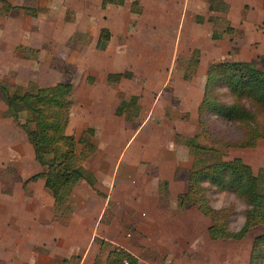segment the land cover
Wrapping results in <instances>:
<instances>
[{"label": "crops", "instance_id": "1", "mask_svg": "<svg viewBox=\"0 0 264 264\" xmlns=\"http://www.w3.org/2000/svg\"><path fill=\"white\" fill-rule=\"evenodd\" d=\"M128 1L129 7L127 6V17L126 14L119 18L114 17V15L111 17L110 15L104 14L101 18V25L98 31H94L96 42L98 41L101 28L108 29L110 33V38L106 42V45H104L105 47L100 49L103 54L107 53L106 57L110 60L107 62L109 68L105 74L104 80L110 84L117 85H120L123 80H128L130 83H133V81H135L133 79L137 77L136 73L138 71L135 64L133 62L126 64L125 61L122 63L117 61H119V58L125 60L126 57L124 56L129 53L126 52L128 50H131L132 53L135 54L138 52L136 48H127V46H129L128 37H133L135 33H142L146 35L145 39H148L158 32L157 29H159L157 36H160V31H162L161 35L163 38L172 37V35L171 37L166 36L165 32H169L170 34L174 33L175 41L178 34L181 35L185 29L186 38L188 40L192 38L193 46L196 47L193 51L197 49L199 54H201L196 72L189 80L184 79L182 73L180 81L175 85L176 88L174 89L178 97L175 96V99L174 97L172 98L169 91L171 89H167L166 87L173 75V61L175 60L178 47L175 52L174 41L169 52L165 50L162 51V54L167 56L168 62L165 65H160V68L156 70L154 65L156 52L153 51L155 50L154 47L150 46L147 41L146 47H150L152 50H147L146 55V81L144 86L140 87L141 93L135 91L129 96L130 98L132 96L137 97L134 113L132 114L133 116L131 119H127L125 114L116 113V108L122 103L119 101L113 108L110 118L112 120L108 122V124L118 123V125L120 124V122H118L120 120L126 124L130 122L131 125L126 126L127 129L129 128V137L123 142H106V144H103L101 151H107V153L98 155V158L95 160L97 161V165H95L94 162L92 164L89 163L95 151L83 162L82 165L84 168L90 170L95 175L96 183L94 187H91L84 180H80L74 186L70 194V199L72 198L71 196L74 189L77 188L78 185H81L84 187L85 191V194L82 193L81 198L85 202L78 206L80 209L79 214H76L75 218L69 220L65 225L59 223L54 218L53 198L44 188V179L38 178L35 181L24 182L31 175L43 171L44 166L36 160V156L34 155L31 145L27 141L24 131L20 127L15 128L16 126L10 128V125H15V123L11 122V118V120L9 117L4 118L0 114V136L5 132L3 125L8 126L10 129L8 134L11 135L13 131L16 136L17 134L20 135L18 129H21L20 131L23 136L21 137L22 142L20 143L24 141V148H26V150L24 149L25 154L21 153L23 149L19 147V141L15 137H12L10 145L11 150H13L12 153H14L12 157L14 159L9 158L8 160H0V164L4 163L6 165L11 163L10 166L15 167L16 165L20 168L23 167L18 170L20 174L19 179L23 181L22 186L30 191L29 193H25V191L0 193V264H95L96 252L98 253L100 250V245L97 244V251H91L92 247L95 245V237L123 247L137 257L139 264H153L149 256L146 255L144 257V255H142L144 251L151 252V250H157L159 246H180L187 242L188 238L193 240L195 232L198 231L197 225L199 222L207 223L203 233V239L212 242L231 241L210 239L207 231L211 223L210 219L208 217L206 219V216L194 206H188L184 209H180L177 206L176 200L178 194L186 190L185 177H180L178 170L181 167L189 168L192 164V158L190 159L191 156L185 146L174 142V134L179 133L186 136H193L199 133L197 107L202 98L206 72L211 63L220 60L248 61L250 59L245 60L241 57L243 54L242 49L240 50V57L239 54H230L228 51L230 48L228 39H232L231 36L216 40L211 39L212 24L207 21L208 16L211 14L208 11L210 0H138V3L142 6L146 4L151 6L156 14L155 18L146 19V24L143 26L140 16L144 11L132 10V2L134 0H125L124 4L121 6L107 5L105 9H109V7L121 9V7H125ZM147 1L150 3H147ZM198 1H200L202 7L205 8L203 13H201L199 9L192 8V4L194 7L200 4ZM224 1L229 5V11L226 17L230 20V25L233 28H243L244 25L250 23L249 19L251 17L244 16L243 18H239L237 21L238 23L235 24L231 17L233 8L237 6L232 0ZM263 2L264 1H261L260 4H258L261 9L264 8ZM12 4L22 5L18 2H13ZM99 4L101 7V0H99ZM245 5L241 4V7L238 8H244ZM161 8L163 11H159ZM249 10L252 9L249 8ZM160 12H162V14L174 13L173 23L170 24L168 19L165 20V18H163V22H161L162 19L160 20L161 17L159 18ZM129 20H132L133 23L129 24ZM259 21L262 24L264 23V10L262 18H260ZM92 30H89V32H92ZM200 31L202 37H206L205 41L207 40L210 42L209 44L211 47L205 50L206 53L203 51V46L201 47L194 44L196 39L199 38ZM259 31L262 32L264 30L260 29ZM189 32L191 34H189ZM115 38L120 39V41L117 43L118 45L112 47ZM257 41L259 43L252 47L254 50H259L256 54L264 55V34L259 33ZM244 44L245 42L243 40V45ZM220 53H224L225 56L217 57ZM118 65H125L128 69L122 70V68L117 67ZM149 66L151 67L150 69ZM142 69L144 70L143 67ZM184 69L185 67L183 71ZM126 71L131 73L129 78H121L116 82H111L107 79L109 73H124ZM154 74L157 76L156 82H152L150 79V76L154 78ZM68 82L72 84L73 104L70 109L69 120L65 131L67 134H74L76 137H79L83 130L92 128L94 130V136L91 141L96 150L95 136L96 127L98 126H83L79 134L68 132L73 122V107L75 106V84L72 81ZM165 95H169L168 98H166ZM173 99L175 102H172ZM141 100L147 103L145 110L144 105H141V103H143ZM182 112H186L187 114L183 115ZM139 116L144 118V121L138 122ZM97 117L100 118L97 123L98 125L99 122L107 118L108 115L105 116L100 113ZM181 117H183V119H181ZM155 119L162 120L163 127L167 126V123L169 124L171 130L170 142L176 145L175 150H169V143H159L148 146V144L141 145L138 142L137 137L147 132V127L150 129V127L158 126L154 121ZM106 122L107 120H104L103 129ZM125 123L121 124V126L123 125L122 128L125 127ZM151 132L154 134L155 130H150V133ZM156 132H160V130L157 129ZM164 132H167L165 128ZM185 149L187 150L186 153ZM127 153L129 154L126 155ZM23 156L28 157L30 164L34 162V160L37 162L36 167L33 164L32 166L30 165L32 168L36 169L28 176H25L23 173L25 169H29L27 164L23 166V161H25ZM184 156L189 166H185V164L183 165L180 162L182 161L180 157L183 158ZM120 167L122 168L121 174L119 175L121 179H118ZM147 167H158L157 172L149 175L147 174ZM95 168H97V170H95ZM132 168L138 170L140 174L136 175V173L132 172ZM160 180L168 182V206L163 203H158V182ZM16 184L18 183L16 182ZM98 185L100 187H98ZM147 185L150 187L149 189H147ZM94 189H96V191L98 189L100 194H96ZM128 196L130 202L132 201L129 204L132 211H136V214L142 216L141 221L146 222L145 227L138 225L131 227V229L137 233H141V231L144 230L150 232V234L146 233L148 238H141L136 246H128L124 242L123 235L117 238L118 242H114L98 233L99 230L102 229L100 226H106V224H108L107 221L105 222L106 224L103 223L102 218L109 203L114 204L116 201H120ZM11 200H14L16 204L15 207ZM8 204H10L11 209H9ZM199 212L203 216H201ZM114 220L115 218L110 219V224H113ZM73 221H77L76 224H73ZM156 233L157 236L153 237L152 234ZM127 236H130V234L128 233ZM139 245H142L140 247L142 250L138 249ZM19 248L22 249L20 250ZM76 254L78 257L75 261H72L71 258L76 256ZM105 256L102 258V261L98 260L99 264H104ZM55 257H59L58 259H60V262H55ZM237 264H239V262Z\"/></svg>", "mask_w": 264, "mask_h": 264}, {"label": "rangeland", "instance_id": "2", "mask_svg": "<svg viewBox=\"0 0 264 264\" xmlns=\"http://www.w3.org/2000/svg\"><path fill=\"white\" fill-rule=\"evenodd\" d=\"M232 1L237 6L233 8L231 17L235 24L238 23L237 21L239 18H243L244 16H249L251 18L249 19L250 23L244 25L243 28L234 27L235 32L233 33L232 39H228L230 42V48L228 51L230 54H239L240 57V50L242 49L243 54L241 57L245 60L250 59L255 61V63H257L260 67L264 68L263 54H256L259 50H254L252 47L259 43L257 41L259 33L264 34V31H259L260 29L264 30V23L262 24L259 21L260 18H262L264 8L261 9L260 5H258L264 0ZM13 2H18L22 4L21 6L32 8V12L28 9H17L6 15L0 13V80L11 85L12 88L15 86L26 87L30 82H33L38 86L53 84L58 81L74 82L75 106L73 107V122L68 129V132L79 134L83 126H98L96 127L95 136L96 150L89 161L90 164L94 162L95 165H97V161L95 160L98 158V155L107 153V151H101L103 144H106V142H123L129 137V128L127 129L126 126L131 125L130 122H128L129 124H126L120 120L118 121L120 122L119 125L118 123L108 124V122L112 120L110 118L113 108L119 103V101L126 103L129 100L131 93L135 91L139 93L142 92L140 91V87L144 86L146 81L145 75H147V50H152L150 47H146L147 41L149 42V45L153 46L155 49L153 50L156 52L154 65L157 70L160 68V65H165L168 62L167 56L163 55L162 51L165 50L169 52L170 47L172 48V43L175 41L174 33L170 34L169 32H165L166 36L171 37L172 35L173 38H163L161 35L162 31H160V36H157L159 32V29H157L158 32L156 34L154 33L155 35L148 39H145L146 35L142 33H135L133 37H128L127 40L129 46H127V48H136L138 49V52L135 54L132 53L131 50H128L126 52L129 53L124 56L126 59L123 60V58H119V61L117 62L122 63L125 61L126 64L133 62L138 70L136 73L137 77H134L133 80L135 81H133V83H130L128 80H123L120 85L110 84L104 80L105 74L109 68L107 62L110 60L106 57L107 53L103 54L100 51V49H103L105 46H101L98 41L96 42L94 31H98L99 26L101 25V18L104 14L110 15L111 17L114 15V17L117 18L126 14L127 17V6L129 7V1L125 7H121V9H118L117 7L102 9L100 7L99 0L10 1L11 4ZM198 2L200 4L195 7L191 3L192 8L199 9L201 13H203L205 8L202 7L200 1ZM147 3L150 2L147 1ZM241 4L246 5L244 8H238L241 7ZM249 8L252 10H249ZM132 10H138L140 12L142 10L144 11L140 16L142 26L146 24V19H153L156 16L154 9L147 4L142 6L138 3L137 5L132 6ZM159 11H163L162 8L159 9ZM32 13H35L36 15H33ZM159 18L160 20L162 19L161 22H163V18H165V20L168 19L170 24H172L174 13L162 14V12H160ZM128 23L132 24L133 22L132 20H129ZM89 30H92V32H89ZM190 32L189 34H191ZM191 39L192 38H189L188 40L186 38L185 29L181 35L178 34L176 37L175 52L177 51V47L178 51L176 53L175 60L173 61V75L166 87L167 89H171L169 91L174 99L176 98L175 96L178 97L177 93L174 91L176 88L175 85L180 81L187 58L193 52V49L196 48L193 46ZM205 39L206 37H202L200 31L199 38H197L194 43L195 45L201 47L203 46L204 53H206V49H210L211 47L209 44L210 42L207 40L205 41ZM243 40L245 42L244 45ZM119 41L120 39L115 38L113 40L112 47L118 45L117 43ZM18 45H24L26 48H32L31 51H27V54L31 57L22 55V53L16 49ZM223 56H225V54L220 53L217 57ZM117 67L122 68V70L128 69L125 65H118ZM150 68L151 67L149 66V69ZM150 79L152 82H156L157 76L154 74V78L150 76ZM165 96L168 98L169 95ZM174 99L172 102H175ZM142 102L143 103H141V105H144L145 110L147 103L145 101ZM5 107V104L0 100L1 115ZM100 113L105 116L108 115V117L102 119V121H100L97 125L100 119L97 116L100 115ZM182 114L185 115L187 113L182 112ZM181 119H183V117H181ZM104 120H107V122L103 129ZM138 120V122H142L144 121V118L139 116ZM154 121L158 126L152 128L150 127V129L147 127V132H144L142 135L140 134V136L137 137L138 142L141 145L148 144V146H151L152 144L170 143L171 130L169 124L167 123V126L163 127L162 120L155 119ZM11 122L13 123L12 120ZM123 123H125L124 128H122L123 125L121 126ZM3 126L5 132L2 136H0V160H8L13 157L14 153H12L13 150H11L10 145L12 137H15L19 141V147L23 149V152L21 153L25 154V142L23 141V143H20L22 142L21 137L23 136L20 131L21 129H18L20 135L17 134L16 136L14 131L12 132V135L8 134L10 129L6 125ZM10 126V128H14V126H16L15 128L18 127L14 124ZM164 128L167 132H164ZM153 129L155 130L154 134L152 132L150 133V130L152 131ZM157 129H159L160 132H156ZM199 141L201 144L209 145V140L202 135H200ZM128 154L129 153L126 155ZM233 157L242 158L252 167L254 172H257L260 168H264V140L259 141L255 148L229 149L224 155L216 152H212L208 155V159L211 161L221 158L230 159ZM191 158L192 157H190V159ZM23 159L25 160L23 161V166L27 164V167L29 168L28 170L25 169L23 173L25 176H28L35 171L36 168H32L31 166L33 164L36 167L37 162L34 160V162L30 164V160H28L27 156H23ZM180 159H182L180 162L183 165L185 164V166H189L185 156L183 158L180 157ZM49 160L50 159L48 157H44L43 159H38L37 161L44 166L43 164ZM1 164L0 193H11L16 191H25V193H29V189L22 186L23 181H20L19 179L20 174L18 170L20 167H17L16 165L15 167L10 166L11 163L6 165L4 163ZM147 168V174L152 175V173L154 174L157 172L158 167ZM189 168H179V176L185 177L187 175L186 170ZM95 170H97V168H95ZM121 171L122 168L120 167L117 177L118 179H121L119 176ZM132 172L136 173V175L140 174V172L134 168H132ZM16 182L18 184H16ZM98 187L100 186L98 185ZM149 188L150 187L147 185V189ZM94 190L96 194H100L98 189L97 191L96 189ZM82 193L85 194L84 187L78 185L77 188L74 189L71 196L72 198L67 203L70 220L74 219L76 214H79L80 209L78 206L85 202L81 198ZM233 195L234 194L231 192L217 191L213 189L208 192L212 206L221 200L223 201L224 206H228L230 204L234 205L235 214L231 218L229 227L232 230H236L241 226V224L238 223V217L241 216L242 213L236 211V204L232 200ZM11 201L15 207L16 204L14 203V200ZM131 202L128 196L120 201H116L114 204L109 203L102 218V222L105 223L107 221L108 224L105 223L106 226H100L102 229L99 230V235H102L114 242H118L117 238L120 237V235H123L124 242L128 246H136L137 242H140L141 238H148L146 233L150 234V232L144 230L146 222L141 221L142 216L136 214V211H132L129 205ZM8 205L9 209H11L10 204ZM199 214L201 215L200 212ZM114 218V223L110 224V219ZM205 218L207 219V217ZM76 222L77 221H73V224H76ZM206 224V222L198 223V231L195 232L193 240L188 238L187 242L181 244L180 246H159L157 250H151V252L144 251L142 255H144V257L146 255L149 256V258L153 261V264H237L238 262L239 264H248L252 239L264 231V226H256L250 229L248 235L242 239V241L212 242L207 239H203ZM138 225L144 226V231H141V233L134 232L131 229V227ZM128 233L130 236H127ZM152 236H157V233L152 234ZM96 238L98 237H95L94 239L95 245L92 247V252H96L98 245H100L99 240ZM103 245L104 248L108 249V245ZM141 246L142 245H139L138 249L142 250L140 248ZM19 249L21 250L22 248ZM100 250L98 253L96 252L95 264H99L98 260L102 261V258L105 256L106 250ZM77 257L78 256L76 254V256H73L71 260L75 261ZM58 258L55 257L54 261L60 262V259Z\"/></svg>", "mask_w": 264, "mask_h": 264}, {"label": "trees", "instance_id": "3", "mask_svg": "<svg viewBox=\"0 0 264 264\" xmlns=\"http://www.w3.org/2000/svg\"><path fill=\"white\" fill-rule=\"evenodd\" d=\"M125 0H101V7L121 6ZM0 13L6 15L17 9L32 8L0 0ZM138 4L134 0L132 5ZM207 21L212 24L211 39L233 36L235 28L230 25L226 14L229 5L224 0H210ZM36 15L35 13H32ZM110 38L108 29L101 28L98 43L104 46ZM22 55L31 57L24 45L17 48ZM35 51V50H34ZM23 56V57H24ZM264 56V55H263ZM196 49L186 60L183 78L191 79L199 63ZM131 73H109L107 79L116 82L129 78ZM0 100L5 104L2 117H9L20 127L32 147L36 159L48 157L44 170L28 177L24 182L44 179V188L53 198L54 218L61 224L70 220L67 203L74 186L84 180L94 187L95 175L82 165L95 151L92 143L94 130L87 128L79 137L67 134L66 127L73 104L72 84L59 81L48 86L30 82L26 87L14 88L0 80ZM137 97L132 96L116 108L117 114L131 119ZM199 133L186 136L174 134V142L185 146L192 157V164L185 176L186 190L177 196V206L184 209L194 206L211 221L207 228L212 240L240 241L251 228L264 226V168L254 172L240 157L211 161L212 152L224 155L229 149H251L264 140V68L255 61L220 60L209 65L201 101L197 107ZM200 135L209 140L201 144ZM210 158V156H209ZM227 191L250 205L242 212L245 222L236 230L229 227L235 214L233 204L219 211L211 205L208 192ZM168 182H158V203L168 206ZM100 249L106 250L104 264H139L132 253L101 238ZM103 244L108 245V249ZM95 263V262H94ZM248 264H264V231L251 242Z\"/></svg>", "mask_w": 264, "mask_h": 264}, {"label": "clouds", "instance_id": "4", "mask_svg": "<svg viewBox=\"0 0 264 264\" xmlns=\"http://www.w3.org/2000/svg\"><path fill=\"white\" fill-rule=\"evenodd\" d=\"M169 150H175L176 149V145L172 142L169 143L168 145ZM187 152V150L185 149V153ZM186 158V157H185ZM232 200L235 202L236 204V211L237 212H245L247 210H250V205L246 204L244 201L237 199V197L235 195H233ZM224 206L223 201H218L217 203H215L212 207L214 208V210L219 211L222 207ZM245 222V217L243 215L238 217V223L239 224H243Z\"/></svg>", "mask_w": 264, "mask_h": 264}]
</instances>
